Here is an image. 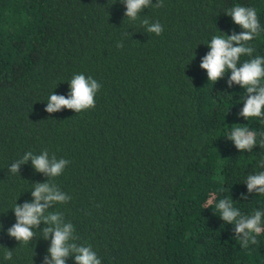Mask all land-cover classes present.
Wrapping results in <instances>:
<instances>
[{"label":"trees","instance_id":"16d2710c","mask_svg":"<svg viewBox=\"0 0 264 264\" xmlns=\"http://www.w3.org/2000/svg\"><path fill=\"white\" fill-rule=\"evenodd\" d=\"M157 2L130 21L120 0H0V264L47 254L39 229L27 244L6 232L15 204L47 179L31 161L8 167L45 149L69 161L50 182L71 199L49 211L101 264H264V234L242 247L215 208L227 198L245 215L264 210L243 182L264 171V147L240 152L226 137L237 123L264 132V120L237 116L245 92L227 86L230 72L214 83L199 67L213 35L242 31L225 14L237 4L256 9L261 31L249 44L264 56V0ZM144 18L162 33H147ZM79 73L101 85L95 107L47 113L49 95H67Z\"/></svg>","mask_w":264,"mask_h":264},{"label":"clouds","instance_id":"9594fccd","mask_svg":"<svg viewBox=\"0 0 264 264\" xmlns=\"http://www.w3.org/2000/svg\"><path fill=\"white\" fill-rule=\"evenodd\" d=\"M120 3L126 7L124 16L130 21H136L140 13L152 4V0H120ZM162 6L163 0H158L155 4V7ZM225 14L230 16L242 31L236 33L233 30L232 34L226 36L213 35L206 44L209 50L201 57L199 67L206 70L208 81L214 83L230 72L226 80L227 86L231 88L234 84L239 85L245 92L240 98L243 107L237 116L246 120L249 118L264 120V56L253 57L255 50L249 44L261 31L257 11L254 7L237 4L229 8ZM140 23L146 28L147 33L160 35L163 31L159 22L150 23L144 18ZM117 46L123 47L122 44ZM242 56L250 59L241 61ZM68 84L67 95L55 92L49 95L44 109L47 113L51 114L65 108L78 113L95 107V95L101 88L96 79L79 73L74 74ZM234 125L226 137L237 150L251 152L257 144L264 147V132L258 134L246 126H240L239 123ZM28 161H31L35 171L43 173L47 179L34 183L30 201L15 204L12 210L16 220L7 228V235L27 244L36 237L34 229H39L40 237L50 239L43 264H66L70 256L74 258L75 264H101L91 245L76 243L79 237L75 234L74 225L65 220L63 213L49 211L55 205L67 203L71 199L55 183L50 182L52 178L62 174L69 161L57 159L54 154L50 156L46 149L40 154L28 151L9 165L8 172L20 173V166ZM259 166L264 168V160L259 162ZM243 182L246 184L248 194L264 195V171L248 174ZM241 198L247 199V194L241 193ZM214 202L215 197L211 196L207 204L211 206ZM215 208L225 223L234 226V237L242 247L257 244V237L264 234V210L255 209L250 215H245L227 198L215 202ZM42 223L45 225L43 228L40 227ZM0 230H3L2 224ZM12 256V250L8 249L4 259L10 260Z\"/></svg>","mask_w":264,"mask_h":264}]
</instances>
